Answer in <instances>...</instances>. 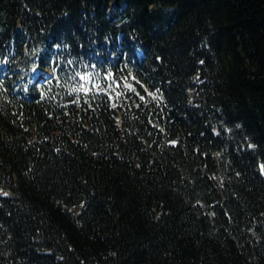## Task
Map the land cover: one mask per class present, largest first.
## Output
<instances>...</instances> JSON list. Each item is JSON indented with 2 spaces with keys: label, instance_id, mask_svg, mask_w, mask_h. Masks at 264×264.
<instances>
[{
  "label": "trees",
  "instance_id": "1",
  "mask_svg": "<svg viewBox=\"0 0 264 264\" xmlns=\"http://www.w3.org/2000/svg\"><path fill=\"white\" fill-rule=\"evenodd\" d=\"M262 165L264 0H0V264H264Z\"/></svg>",
  "mask_w": 264,
  "mask_h": 264
},
{
  "label": "snow or ice",
  "instance_id": "2",
  "mask_svg": "<svg viewBox=\"0 0 264 264\" xmlns=\"http://www.w3.org/2000/svg\"><path fill=\"white\" fill-rule=\"evenodd\" d=\"M34 71H35V69H34ZM80 75H81V78L82 79H90L91 78V73H88V72H83V73H80ZM105 75L106 76H111L112 78H113V80H114V83H115V86L116 87H120L121 86V81L120 80H116L115 79V76H114V74L111 72V71H107L106 73H105ZM43 79V78H42ZM45 82H47V80H45ZM112 85H109V87H111ZM91 89H88V88H85L84 89V91H90ZM97 90H100L99 88L97 89ZM105 92H108V94L109 95H111V93L109 92V90L108 89H103ZM43 93H42V91H41V95H42ZM117 95H119V93H117ZM171 143H176V141H171ZM262 167H264V165H262Z\"/></svg>",
  "mask_w": 264,
  "mask_h": 264
},
{
  "label": "rangeland",
  "instance_id": "3",
  "mask_svg": "<svg viewBox=\"0 0 264 264\" xmlns=\"http://www.w3.org/2000/svg\"><path fill=\"white\" fill-rule=\"evenodd\" d=\"M114 8H113V6L111 7V13L113 12V14H114ZM35 75H38V74H35Z\"/></svg>",
  "mask_w": 264,
  "mask_h": 264
}]
</instances>
